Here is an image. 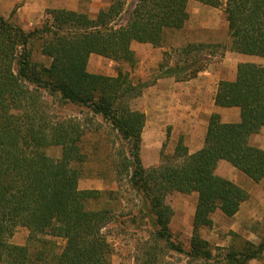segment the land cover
I'll return each instance as SVG.
<instances>
[{"label": "trees", "instance_id": "trees-1", "mask_svg": "<svg viewBox=\"0 0 264 264\" xmlns=\"http://www.w3.org/2000/svg\"><path fill=\"white\" fill-rule=\"evenodd\" d=\"M192 1L224 8L231 50L264 59V0H137L126 26L118 24L124 0H114L96 19L49 11L48 23L29 33L0 15V264H111L114 253L103 233L111 211L91 209L99 193L79 189L86 164L79 128L44 119L35 97L39 90L91 109L118 132L129 146L124 158L129 182L154 215L155 238L179 254L184 249L172 242L170 232L174 211L164 200L173 192L197 194L190 254L213 258L200 230L213 226L218 210L235 217L248 198L239 186L214 175L218 163L227 161L257 183L264 179V151L249 145L250 137L264 129V65L241 64L234 81L219 84L216 104L240 108L239 124H222L212 116L203 150L190 155L180 139L174 154L161 155L159 166L150 170L141 159L145 116L131 105L151 85H133L128 72L117 77L87 72L91 55L135 67L132 44L161 48L167 33L184 28ZM37 35L47 37L42 48L52 60L49 69L44 67L47 81L28 72V44ZM54 148L61 149V157L50 156ZM20 227L36 241L63 240L59 258L49 261L42 251L32 257L28 247L13 245ZM263 258L264 238L257 247L245 242L241 253L227 256L235 264Z\"/></svg>", "mask_w": 264, "mask_h": 264}, {"label": "rangeland", "instance_id": "rangeland-1", "mask_svg": "<svg viewBox=\"0 0 264 264\" xmlns=\"http://www.w3.org/2000/svg\"><path fill=\"white\" fill-rule=\"evenodd\" d=\"M31 1L0 0V15L26 33L40 30L48 23V13L52 10L38 12L37 5ZM136 3L137 0H124L118 24L126 23ZM90 4L91 0H80V13L89 14ZM188 12L189 20L184 28L167 33L161 48L135 52L137 63L133 68L98 55H91L88 60L87 72L90 74L117 77L121 71L128 72L133 85L149 84L151 86L148 88H153L151 91H158L146 95L148 88L145 89L143 95L131 105L132 110L141 112L148 119L149 126L144 132L141 146V159L147 170L159 166L161 155L174 154L176 139L186 130V125L178 123L177 114L181 110L175 107L182 100L180 95L187 92L182 90L184 83L189 81L187 78H197L201 73L208 75L212 98L219 80L236 79V65L242 59L231 50L232 39L224 8H212L192 1L188 5ZM45 41L47 37L39 35L29 41L27 62L32 77L38 74L47 81L44 67L49 69L52 60L42 52ZM249 61L264 65V59L254 57ZM167 72L173 75L163 77ZM160 79H166L170 84H158ZM172 81H176L180 87L176 91L179 96H175L173 101L164 100L161 91L170 88ZM35 95L44 119L51 123L65 121L79 128V143L86 155L79 189L99 193V198L90 202L91 209L111 211L112 221L103 230L114 250L111 264H235L227 259L228 254L241 253L245 242L254 247L260 245L264 238V209H257L261 204V201L254 199L257 188L251 191L252 195L246 203H250L249 208L256 207V210L242 211L233 218L217 212L212 216L213 226L200 230L201 238L209 244L208 249L213 256L211 260L192 258L190 254L198 195L173 192L164 201L174 211L170 223L172 242L181 245L184 254L171 250L155 238V218L151 207L144 195L133 189L129 182L124 161L125 155L129 154V146L112 125L87 107L63 102L59 95H51L44 90H39ZM182 104L186 102L182 101ZM172 105L174 108L170 110ZM169 129L171 134L168 138ZM49 154L59 158L61 149L54 148ZM46 240L31 239L29 231L20 227L10 242L28 247L32 257L42 251L49 261H55L65 242L61 239ZM47 242L50 243L47 245ZM150 258L152 261H149ZM248 264H264V258Z\"/></svg>", "mask_w": 264, "mask_h": 264}, {"label": "crops", "instance_id": "crops-1", "mask_svg": "<svg viewBox=\"0 0 264 264\" xmlns=\"http://www.w3.org/2000/svg\"><path fill=\"white\" fill-rule=\"evenodd\" d=\"M31 2L33 4H36L38 12L40 11L42 13L46 10L51 9L64 10L68 14H80V0H32ZM113 2L114 0H108L107 2H105L104 0H91L89 14H84H87L90 19H96L100 12L110 8ZM128 21L129 19H126V23L120 26H126ZM152 47L153 46L150 44H132V50L134 51V53L138 50L151 51ZM237 55L242 59H240L239 63L236 65L235 78L237 76L239 65L247 63L261 65L260 63H252L251 61H249L251 58H254L253 56H246L242 54ZM207 76L208 75H206L205 73H201L197 78L184 83L182 90H187V92L185 91L184 93H182V95H180L182 96V100H180V102L175 107L176 109L181 110V112L178 111L177 114L178 123L186 125V130L178 135L176 143L178 144L180 139H183V142L187 146L190 155L198 153L204 149L212 116H219L222 124H239L241 122L240 108L223 107L216 104L215 99L219 84L221 81L226 80H219L215 94H213L211 98V89L209 78ZM169 82L170 81H167L166 79L158 80V84H163V86H165L166 84H170ZM177 85L178 83H176V81H172L171 85L169 86L170 88L167 87L161 91V98L164 100H175V96H179V94H176L177 88H180ZM152 89L153 88H148V90L146 91V95L151 94V92H154L155 94L158 93V91H151ZM182 101H185L186 104H182ZM173 108L174 105L171 106L170 110H172ZM185 121L186 123H184ZM148 126V119L145 116V126L142 133V143L144 132L148 129ZM170 131L171 130L169 129L168 138L171 134ZM249 145L253 148L264 151V129H262L257 134H253L250 137ZM214 175L234 183L247 193L248 198L246 202L242 203V205L240 206V210L236 214V216L242 211L256 210V207L249 208L250 203L246 204L249 201L252 195L251 191H253L254 188H257L258 193L255 194L254 199L261 201V204L257 206V209H260L261 207L264 209V179L261 182L257 183L225 160H222L218 163L217 167L214 170ZM217 212L221 213L220 210H218Z\"/></svg>", "mask_w": 264, "mask_h": 264}]
</instances>
